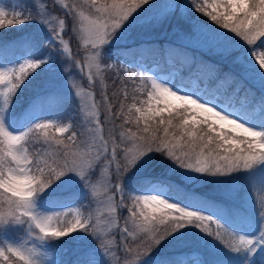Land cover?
Here are the masks:
<instances>
[{
    "label": "snow or ice",
    "instance_id": "1",
    "mask_svg": "<svg viewBox=\"0 0 264 264\" xmlns=\"http://www.w3.org/2000/svg\"><path fill=\"white\" fill-rule=\"evenodd\" d=\"M83 3L88 14L77 3L52 0V7L59 5L63 12L58 19L51 9L38 6V0L27 9L20 0L11 10L0 0V29L36 25L15 40L0 39V51L20 53L15 57L18 67H7L0 58V264H148L150 258L153 264H264V199L259 207L256 201L249 207L238 196L244 182L264 191V50H256L264 48V0ZM191 10L234 36L194 21ZM185 25L190 27L185 30ZM165 26L178 39L143 38ZM204 31L223 44L218 54L225 58L242 43L253 46L247 49V62L243 54L233 61L238 74L219 77L214 65L188 51L206 42L200 38ZM74 33L83 42V58H73L72 67L61 70L67 61L60 57L71 56L65 36ZM128 40L133 43L120 46ZM165 57L181 67L195 66L209 88L185 90L149 74L138 62ZM85 67L89 86L95 87L96 80L103 84L105 73H114L125 87L139 81L133 91L146 94L147 100L134 94L127 112L124 104L116 111L106 89L97 101L95 93L85 97L74 83L82 131L65 123L59 108L35 114L57 98L61 105L66 102L58 78L71 77L76 68L83 74ZM40 73L45 75L41 90L18 108V93ZM257 85L258 111L255 99L247 100ZM242 91L245 100L240 99ZM161 173L179 175L185 185L213 179L218 195L206 198L185 191L161 181ZM145 192L157 194H138ZM78 201L88 203L52 210ZM93 203L103 207V218L88 210ZM250 209L259 213L258 226L251 229L249 224L251 230L241 234L240 221L251 219ZM121 210L128 215L119 217ZM21 231L27 239L15 236ZM192 231L201 234L208 248L189 237ZM164 244L186 251L155 257ZM49 249L59 261L49 258ZM201 252L203 257L196 258Z\"/></svg>",
    "mask_w": 264,
    "mask_h": 264
},
{
    "label": "trees",
    "instance_id": "2",
    "mask_svg": "<svg viewBox=\"0 0 264 264\" xmlns=\"http://www.w3.org/2000/svg\"><path fill=\"white\" fill-rule=\"evenodd\" d=\"M66 1L69 5H71L73 3H77V4L81 5L85 10L84 12H86L87 14L90 11L88 5L83 3V0H66ZM156 2L168 3V2H170V0H156ZM181 2H184V0H181ZM24 4H25L26 8H28L29 6H31L32 0H24ZM190 14H191L194 21H197L201 24L207 25L210 29L218 30L219 32L226 33L228 37L234 36V34L228 32V30L222 29L219 25H216L213 21H211V19L209 17L205 16L203 13L197 12L195 10H191ZM188 27H190V25H185L184 26L185 30H187ZM23 35H24V33H22V31L16 29L15 26H11V27H8L5 29H0V39H2L4 41L15 40V39H17ZM68 37L70 39V43L73 45V48H74V46L77 50L82 48L81 42L79 40V36L77 33H74L73 35H68ZM143 38L150 39V40H153L156 42H167L169 40L178 39V36L174 35L173 32L171 31V29L168 28L167 26H165L163 28L151 31L150 34H148L147 36H145ZM200 38H201L202 42H204V41H206V42L202 43L199 48L190 47V48H188V51H191L192 55L195 56L196 58H198L199 60H203L204 62H206L210 65H214L216 68V71H217V75L219 77H223L225 73H229V72H232L234 74L239 73V67H238V65L234 64L233 61L237 57L241 56V54H243V59L245 62H247V60H248V57L246 55V50L251 45H246V44L242 43L240 47L233 49L231 51V53L227 56V58H225L224 56L218 54L220 49L223 47V44L220 42L212 40L210 32L204 31V32L200 33ZM236 39L238 40L239 38H236ZM125 43L131 45L133 43V41L132 40L121 41L120 46L122 47ZM76 44H77V47H76ZM82 46H83V43H82ZM83 48H84V46H83ZM118 50H119L118 48L113 49L114 52H116ZM16 53H17V51H14L11 49L5 50V51H0V58H3L4 60H10L13 57H15ZM148 59H151V58H148ZM166 59H167V57H165L164 59L151 60V61L154 63H157L159 69H169L170 67L177 66V62L175 59L173 61V64H171V66H169L166 63V61H165ZM144 60H147V59H144ZM184 68H185V70H184L183 74H187L188 77L196 76L201 83H205V89L209 88L210 82L207 79H205L204 77H202L196 73L195 66H193L191 69H189L188 67H184ZM39 75H36L33 77H38ZM26 83H27V86L23 88L22 92L18 93V95L20 97V99L17 101V107L18 108H23L28 103V101L31 100L33 95L36 92L40 91L37 88L36 82H34L33 80L31 82H26ZM137 87H138L137 84L136 85L128 84L125 87L124 85H122L120 83L119 80L116 79V76L114 73H105V79H104L103 84H100L99 80H96L95 87H93V88H94L95 97H96L97 101H99L101 98L100 97L101 89H106L107 94L109 96V102L115 106V110L120 111L119 105L124 104L125 105L124 110H125V112H127V107L129 106V102H130L132 96L136 93L141 94V95L143 94L140 91H137L134 93L133 89L137 88ZM246 87H251V85L246 84ZM125 92H127V98H125V96H124ZM252 93H254V97L252 95H249L247 100L250 101L254 98L256 103L253 105V108L258 111L259 107H260L259 98L261 96V92L259 90L258 85L256 87L252 88ZM240 99L245 100V94L243 91L240 93ZM52 106L61 107L63 110L69 109L71 111H74L75 114L72 117V121H73V124L76 126L75 130L81 131L80 111L78 109V106L75 104V101L72 98H71V100L66 99V102H64L62 105H61L60 100H58V101L55 100L54 102L46 104L40 110V112L35 113V114L44 113L48 109V107H52ZM116 123L120 124V123H122V120H117ZM133 130L135 131L134 126H133ZM159 176H160V180H162L166 183L172 184L174 186H179L181 188H184L185 191L194 192L197 195H202V196H205L206 198L207 197H217V195H218L217 190H216L218 182L213 180V179L199 180L195 183H187L185 185V182H182V177H180L179 175H172V173H168L167 175H164L163 173H161V174H159ZM240 188L242 189V190H238V196H240V197L246 191H252V192L257 191V193L262 191L258 184L255 187H252L246 182L242 183ZM253 197H254V194H252V198ZM239 202L240 201L238 199L234 203L238 204ZM256 206H257V204H256ZM125 213H126V211L123 210L122 211V217L126 216ZM256 213H258V212H256ZM17 233L20 234L22 232H17ZM188 235L191 239L198 241L200 244V247L202 249L208 248V243L202 239L201 234L198 233L197 231H192ZM133 247H135V245H133ZM185 251H186V249L183 247H178L174 244H164L155 252L154 255H155V257L179 256ZM118 255H119V253H118ZM202 257H203V252L197 253L196 258H202ZM148 264H153L152 258L149 259Z\"/></svg>",
    "mask_w": 264,
    "mask_h": 264
},
{
    "label": "rangeland",
    "instance_id": "3",
    "mask_svg": "<svg viewBox=\"0 0 264 264\" xmlns=\"http://www.w3.org/2000/svg\"><path fill=\"white\" fill-rule=\"evenodd\" d=\"M19 2H20V0H3L4 5L6 7H9V10H11V6L17 5ZM64 2L67 3L66 0H64ZM39 5H43L45 10L51 9V14L52 15H56L58 19L64 18L63 12L57 10L60 7L59 5H56L55 8L52 7V0H39L38 1V6ZM24 6H25V4H24ZM25 9H27L26 6H25ZM82 10L85 11L83 7H82ZM208 10H211V9H208ZM14 26L16 27V29L22 31V33H24V35L29 33V32H31L36 27L35 23L28 24V25H21V26L14 25ZM55 26L58 28V24L55 25ZM77 34L79 36V33H77ZM65 39L69 40V42H70V39H69L68 35L65 36ZM80 42H81V47L82 48L79 49V50H77L75 48V46L73 48V45L71 43H69V47L71 49V56L62 55L60 57L61 61H67V63H63V64L60 65L61 70L63 68H65V67L71 68L72 67L71 61H72L73 58L82 60L83 55H84V48L82 46L83 42L82 41H80ZM257 44H259V41L257 42ZM76 47H77V44H76ZM249 48H253V46H250ZM256 50L260 51V50H264V48H257ZM189 52L192 54L191 51H189ZM19 55H20V53L17 52L15 57H17ZM246 55H247V50H246ZM15 57H13L10 60H5V65L7 67H13V66L18 67V65L15 62ZM113 59L115 60L116 57L114 56ZM151 60L152 59L138 61L146 70L149 71V74H155V75H158V76H161V77H166V78H168L170 80H173V82L175 84H177L178 86H180L181 88H183L185 90H195L197 88L205 89V83H201L196 76L188 77L187 74H183L185 68L181 67L180 64L177 63V66L170 67L169 69H159L157 63H154ZM8 61H11V63H8ZM165 61H166V63L169 66H171V64H173L174 59L167 57V59ZM119 62L122 63V61H119ZM86 73H87V68L86 67L84 69V73L83 74L80 73V69L79 68H76L72 72L71 77H68L67 74H66L64 77L58 78L59 84H60V86L63 89L64 97L67 100H71V98H72L75 101V104L78 106V109H79V104H80V98L74 95V92L76 91V89L73 88V84L74 83L79 85V87L81 89H83V92L81 94L84 95L85 97H87L88 93H95L94 92V88L89 86V83H88L87 78H86ZM82 75H83V78H82ZM32 80L34 82H36L37 88L39 90H41L40 86L42 85V83L45 80V75L43 73H40V75L38 77H33ZM137 85L139 86V81H137ZM148 87H150V84L148 85ZM135 95H136L137 99L140 100V101L147 100L146 94H142L141 95V94H137L136 93ZM56 100L58 101V100H60V98H57ZM132 103H133V100L131 98V100L129 102V105H131ZM57 108H59V110L63 113L64 122L65 123H69L70 122V123L73 124L72 117L74 116L75 112L71 111L69 109L63 110L61 107H58V106L48 107V109L44 113H39V114H36V115H42V114L51 113V112H54ZM80 119H81V121L83 119V115H82L81 112H80ZM82 130H83V127L81 126V131ZM62 138H64V137H62ZM29 147H31V145H29ZM80 187H82V186H80ZM138 194L155 195L157 193L145 192V193H138ZM252 194H254L253 198H252ZM241 197L247 201V204H248L249 207H251L253 201H256V204L259 207V201L261 199H264V191H261L259 193H257V191H255V192L246 191L245 193H243V195ZM80 203H83V204L86 205L88 203V201H78L77 203L70 204L67 207H56V208H54L52 210H54V211H67L68 208H77ZM80 210L84 211L83 208H81ZM88 210L92 211L94 214L96 212H100L101 215H102V218H103V207L101 205L93 203L91 208L88 209ZM122 211L123 210L118 212V216L119 217H122ZM249 214H250L251 219L245 218L242 221H240L241 222L240 224H241V227H242L241 234H243L244 232H247V231H249L251 229H254V228H256L258 226L257 223H256V217L259 216V213H256V212H254V211H252L250 209L249 210ZM125 215L126 216L128 215L127 211H126ZM118 222L120 223V225L122 227L123 226V219H119ZM249 224H251V229L248 227ZM128 226H129V230L133 231V228H132L131 224H129ZM212 227L215 228V225H212ZM112 232H113V236L118 239L119 238V233H118V231L116 230L115 227L113 228ZM15 236L17 238H19V239H27V237H26L24 232H22L20 234L16 233ZM48 252H49V258L50 259H55V260L59 261L60 256H58L55 251L49 249Z\"/></svg>",
    "mask_w": 264,
    "mask_h": 264
}]
</instances>
